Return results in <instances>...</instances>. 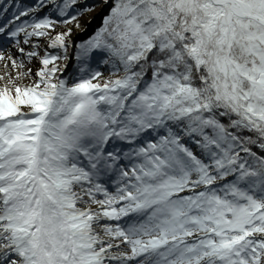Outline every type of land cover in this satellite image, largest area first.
I'll list each match as a JSON object with an SVG mask.
<instances>
[{"label": "snow or ice", "instance_id": "6c2138e0", "mask_svg": "<svg viewBox=\"0 0 264 264\" xmlns=\"http://www.w3.org/2000/svg\"><path fill=\"white\" fill-rule=\"evenodd\" d=\"M0 62V264H264V0H0Z\"/></svg>", "mask_w": 264, "mask_h": 264}, {"label": "rangeland", "instance_id": "374dc122", "mask_svg": "<svg viewBox=\"0 0 264 264\" xmlns=\"http://www.w3.org/2000/svg\"><path fill=\"white\" fill-rule=\"evenodd\" d=\"M102 12H103V8L96 9V10H93L92 13H89L88 16L93 17L92 15H93L94 13H96L97 15H96L95 19H97V17L100 18ZM88 16H86L85 19H82V23H84V22L86 21V19H88ZM95 19L93 20V21H95L94 23L91 22V23H88V24H87V27H86V29H85V32L90 31L93 27L96 26V20H95ZM98 21H99V20H98ZM98 21H97V23H98ZM35 66H38V61H35V60H34V61H33V67H35ZM70 67H71V61L69 62V68H70Z\"/></svg>", "mask_w": 264, "mask_h": 264}, {"label": "bare ground", "instance_id": "6f19581e", "mask_svg": "<svg viewBox=\"0 0 264 264\" xmlns=\"http://www.w3.org/2000/svg\"><path fill=\"white\" fill-rule=\"evenodd\" d=\"M96 15H97L96 13H94V14L92 15L93 17H91V21H90V23H91V22H93V23L95 22V21H93V20L95 19ZM85 18H86V16H85L83 19H85ZM86 20H87V19H86ZM95 20H96V19H95ZM3 71H4L3 62H0V72H3Z\"/></svg>", "mask_w": 264, "mask_h": 264}]
</instances>
